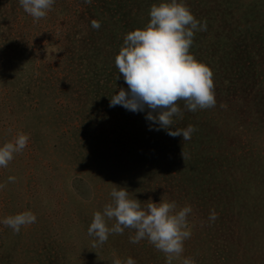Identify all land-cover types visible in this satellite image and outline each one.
<instances>
[{"label":"rangeland","instance_id":"374dc122","mask_svg":"<svg viewBox=\"0 0 264 264\" xmlns=\"http://www.w3.org/2000/svg\"><path fill=\"white\" fill-rule=\"evenodd\" d=\"M160 2L55 0L37 21L19 0H0V144L29 137L0 168V219L37 218L19 233L0 224V264H168L146 239L131 243L133 229L93 246V214L120 186L144 205L192 207L172 264H264V0H183L207 22L190 53L212 71L216 99L195 112L178 102L174 128H196L187 141L149 130L147 110L109 107L127 88L115 66L124 36Z\"/></svg>","mask_w":264,"mask_h":264},{"label":"clouds","instance_id":"9594fccd","mask_svg":"<svg viewBox=\"0 0 264 264\" xmlns=\"http://www.w3.org/2000/svg\"><path fill=\"white\" fill-rule=\"evenodd\" d=\"M19 3L38 21L46 18L55 0H19ZM91 26L99 29L100 23L93 20ZM206 27L207 22L198 21L183 0H161L153 4L148 23L126 33L115 56V66L127 88L121 87L111 96L109 107L119 105L133 113L147 110L145 119L149 130H165L169 136L190 140L195 126L174 128L184 115L178 102L183 101L184 108L190 112L216 105L213 73L190 53L195 32L206 31ZM28 142V135L20 133L14 140L0 144V168L8 167ZM14 181L15 177H9V182ZM4 187L0 184V189ZM110 196L112 202L102 211L94 212L87 229L88 235L94 238V247L106 243L111 234L122 235L125 229H133L135 235L130 237V242L137 244L146 239L165 254L168 264L181 256L184 243L192 234L188 221L193 211L190 205L178 207L175 201L162 200H151L144 205L122 186L113 187ZM217 218L216 212L211 211L209 221ZM36 219L33 212L23 211L0 219V224L19 233ZM113 220L115 223L110 227L109 221ZM112 264H136V261L132 257L124 261L114 258ZM182 264H194V260L186 257Z\"/></svg>","mask_w":264,"mask_h":264}]
</instances>
